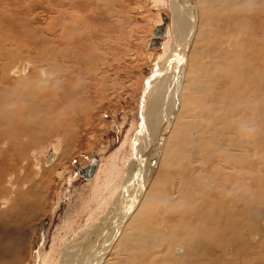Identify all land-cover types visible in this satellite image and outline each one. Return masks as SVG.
I'll return each instance as SVG.
<instances>
[{"label": "bare ground", "instance_id": "obj_1", "mask_svg": "<svg viewBox=\"0 0 264 264\" xmlns=\"http://www.w3.org/2000/svg\"><path fill=\"white\" fill-rule=\"evenodd\" d=\"M66 1H69L71 8L77 6L81 9L79 2L85 0ZM165 1L175 25L171 22L168 26L167 37L170 38L164 44L161 64L145 82L147 87L140 107L142 123L134 138L136 170L141 169V173L135 171L134 175L138 180L137 185L141 183L140 192H143L154 166H161L165 161L164 152H161L159 159L157 154L160 153V138L170 131V137L176 133L168 149L170 154H174L175 163L167 171L176 173L178 180L175 187L171 180L165 181L161 197L149 193L157 183L154 182L145 198L140 200L136 211L128 214L141 197L139 194L138 198L135 193L132 199L135 200L125 214L116 219L108 217L102 222L103 226L98 227L99 231H94L98 236L108 235L104 243L99 240L96 245L86 242L83 246H71L65 250L66 256L75 255L78 259L85 251L91 252L95 259L93 261L87 255L89 261L86 264L99 262L104 253L108 258L103 264H224L223 260L218 263L212 258L214 253L219 252L225 254L227 261L234 257L239 264H246L242 257L245 251L254 259L264 255L263 249L261 253L254 243L249 247L246 240V235L254 231L264 236V200L260 193L261 187L264 191V0H161ZM47 4L46 7L50 5ZM56 4L55 8L52 7L53 15L50 14L51 20L47 25L53 33L50 41H54L55 45L45 44L47 39L38 36L41 27L36 25L39 16L33 14L35 7L26 12L25 7L17 6L14 9L16 18H13L8 13L6 17L4 7L0 5L3 7H0V20H5L16 34H7L0 39V142L4 140L11 144L8 147L10 151L6 149L0 155V187L1 191L2 188L5 190L2 194L5 201L13 200L11 204L14 206L15 203H23L24 207L30 209V218L39 206L40 197L43 198L49 189L43 179L53 170L42 169L38 175L25 164V169L29 168L30 171L22 174L18 166L22 159L20 151L11 148L24 147L23 144L34 138L38 140L44 131L55 134V137L58 135L61 141L68 144L72 132L70 125L76 115L81 116L79 114L83 110L92 106L93 93L95 97L96 94L103 95L105 89V81L98 74L95 75V70L88 69L93 59L90 61L83 55L86 48L80 44L79 48L82 49L79 51L77 48L74 57L68 49L65 51L61 48L63 44L71 50L72 41L78 46V42L83 43V36L78 38L79 35L70 34V38L67 35V30L70 32L76 28L77 20L72 19V11L68 14L64 7L58 9ZM187 25L188 32L185 33ZM236 36H240V40ZM196 37L198 43L191 48ZM228 42L231 44L227 45ZM43 45H50L47 56L51 54L60 62L64 59L75 65L71 63L66 68H58L60 64L54 65V60L48 69L36 71L38 67L35 68L33 59L24 54L35 53ZM22 51L25 53L22 54ZM165 59H168L167 64L163 63ZM3 60L11 61L10 66L2 63ZM18 60L24 61L21 69L16 66ZM40 61L43 60L40 58ZM26 68L29 70L26 71ZM89 72H93L94 76ZM86 79L93 82L86 83ZM183 83H187L188 95H197L184 104L179 122L173 117ZM86 92L91 95H85ZM168 121L171 122V130ZM61 127L65 133L60 135ZM35 131L40 134L35 135ZM147 134L152 135L154 141L150 150L151 160L144 168L139 161L147 151ZM53 155L50 154L48 160ZM95 175V178L92 176L94 179L97 177ZM134 175L133 185L136 183ZM3 181L8 188L3 187ZM19 182H25L28 186L19 187ZM248 186L252 188V194ZM21 189H26L28 193ZM15 190L17 193L13 198L9 192ZM132 190L133 187L123 199ZM146 205L151 209L144 215L142 208H146ZM155 211H162L160 222L155 218ZM6 213L4 211L3 215ZM70 218L66 226L72 228L75 217L72 215ZM15 226H11L12 229ZM9 227L6 224L0 226V238L6 237ZM262 237L260 240L264 241ZM19 245L16 242L2 245L0 264H13L11 260L18 262ZM178 245L183 247V253L182 249H175ZM97 247H101L99 255L95 252ZM229 248H234V252L228 251ZM70 257L60 264H67ZM69 264H72L71 261Z\"/></svg>", "mask_w": 264, "mask_h": 264}, {"label": "rangeland", "instance_id": "obj_2", "mask_svg": "<svg viewBox=\"0 0 264 264\" xmlns=\"http://www.w3.org/2000/svg\"><path fill=\"white\" fill-rule=\"evenodd\" d=\"M0 1H2L0 5H2L5 9L6 17L8 13L13 18H16L14 9L18 7H25L26 12L28 11L27 9L35 7L33 14L36 13L39 16V18L36 16L38 18L36 25L41 27V34L38 32V36L41 38L44 36L43 39L46 38L48 41L45 44L48 43L50 45H55V43H53L54 41H50L53 38V33L49 31L47 25L50 23V17L53 15L52 11H54L53 8H55V4L58 3L56 4L58 5V9L61 7V9H63L64 7L65 12L67 11L68 14H70L69 12L72 11V19L75 18V21L77 20L76 22L78 25H75L76 28L73 31L69 32V30H67V35H69L70 38L74 34L77 36L79 35L78 38L80 35H82L83 43L78 42L79 45L77 46V43L72 41V51L70 50V47L66 48L63 44V46L61 45V48L63 47V50L65 51L69 50L70 55L74 57L77 55L76 50L81 44L83 48L87 49L83 52L85 58H90V61L93 59V61L97 63L96 64L95 62L91 61L93 64H91L88 69H92L91 71L95 70V75L98 74V76L101 77L103 81H105L103 95L96 94L97 96L95 97V93H93L91 96V101L93 102L92 106L90 105L87 110H83V112L79 114L81 116L76 115L75 121L70 125L72 132L69 136L70 138L68 137V144H66L64 141H61V138H59L58 135L55 137V134H47L44 131L38 140H35L34 138L29 143L24 141V143L26 142V146L23 144L24 147L11 148V150L15 149L16 152L20 151V159H22L18 166L19 171L21 170V173L23 172L22 174H24L26 171H30L31 169L34 173L38 172V175L42 169L53 170L51 175L49 173L51 178L49 176H45V180L43 179L44 182L46 181L45 183L47 185V189H49L45 192L46 195L44 194L43 198L40 197V203L37 207L38 209H34L35 213L33 212V217L30 218V209L28 207H24L23 203H15V206H17L15 207L13 204H11L13 200H10L9 202L5 201L2 197V194L5 193V190L2 188L1 191L0 187V226L2 225L3 227L5 224L6 226H10V230H8L6 237L0 238V242H2L0 243V247L7 243L16 242L17 244H20L19 260L18 262L11 260L13 264H60L71 256H66L65 252V250L71 246H77L80 244L83 246L86 242L90 244L94 243V245H96L99 240L103 241L104 243V240L108 237V235H95V233L99 231L98 227L103 226L102 222H104L105 219L110 216L115 217L114 219H116L117 217L125 214L128 206H131L132 201L135 200H132L135 197V193L136 196L138 195V198L139 194L141 197L133 209L127 212L128 214L129 212L130 214H133L136 211L140 200L145 198L148 190H150L154 182L157 183L155 186H152V189L149 193H156L158 197H161L162 193H164V183L168 179L172 181V184L175 187V181L178 180V176L171 170L167 171V169L175 163L174 154H170L168 149L172 146L176 133L170 137L172 133L170 131H167L164 137L161 136L162 139L160 138L159 142L160 153L157 154L158 159L161 156V152H164L165 161L161 163V166L159 164L154 166L151 175L148 177L147 186H144L143 192H140L141 183L137 185L138 180L134 175L135 171L138 174L141 173V169L136 170V139L134 138L139 133L142 123L140 107L141 101L143 99V89L146 80L154 74L157 65L159 63L161 64L162 62L165 49L164 44L167 42L166 40L168 38V26H170L169 24L171 22L175 25V22L173 17L171 18L172 15L167 1L164 3L161 2V0H87L88 2L83 0L85 3L82 1L79 2L81 9H79L77 6L71 8V6L68 4L69 1L67 2L66 0H44L45 3L43 0ZM4 2L7 3L8 6ZM39 3L40 5L38 6ZM46 4L49 6L46 7ZM92 4L93 6H91ZM7 7L8 10L6 9ZM197 9L199 10L198 6ZM72 13L74 14L72 15ZM162 16H165L168 19L165 27L166 35L160 38L161 41L158 46L148 49V45L153 39V30L156 26L162 24ZM199 20H197V26H199ZM0 22V39L7 34L12 36L16 35L14 30L9 27V24L5 20H0ZM96 24L97 26L94 27ZM75 30L76 32H74ZM79 32L83 33L79 34ZM187 32L188 25L185 29V33ZM87 36H89V38ZM236 37L238 40H240V36ZM86 43L88 45H86ZM197 43L198 39L196 37L191 48L196 46ZM230 44L231 42H228L227 45ZM50 45L39 46L38 48L40 50L38 49L35 53L31 54H26L25 51H22V54L25 53L24 56L30 55V58L35 60H32V62L35 63V68L38 67V70L36 69L38 72L42 69H48L54 60V65L56 63L60 64L58 65V68H63L64 66V68H66L72 63H69L64 59L60 62V60H58L56 57H51V54L47 56L46 52L48 53ZM74 45L76 46V49ZM80 49L82 48H79V51H81ZM93 54H95V56ZM38 56L43 61H40ZM10 62L11 61L7 62L6 60H3L2 63H7L9 67ZM17 62L16 66H19L18 69L24 67V61L18 60ZM167 62L168 59H165L163 63L167 64ZM62 63L63 66H61ZM95 66L98 70L95 68ZM82 67L85 68L84 65H82ZM28 70L29 69L26 68V71ZM89 74H93L94 76L93 72H89ZM23 75L25 76L26 74ZM24 76L22 78H24ZM84 82L89 83L93 82V80L86 79ZM180 86L181 88L176 105V112L174 113L173 117L174 120L178 119L179 122H181L179 117L184 111V104L188 102L189 98L195 97L197 95L196 93L193 95H188L190 92L188 90L187 83H183ZM85 95L91 94L86 92ZM171 119L172 118L169 120ZM167 125L171 130V122H169ZM62 127H64V125ZM62 127L59 129L60 135L65 133L62 131L64 130ZM167 128L166 130H168ZM34 134L36 135L40 133L35 131ZM152 141H154L152 135L147 134V151L145 156H143L139 161V163L142 164V167L144 168L147 167L146 164H149L151 160L150 150L153 147ZM10 145L11 144L4 142V140L0 142V155L6 149L10 151L8 149ZM50 154H54V157L51 160H48V156ZM148 155H150L149 158ZM92 159H97L98 161L96 168L98 174L95 171V174L97 175L96 179H94L95 177L93 176L94 178L92 177L89 180H85L79 176L76 165H78L80 168H85L90 162H92ZM23 160L24 162L22 167ZM152 163L153 161L151 162L150 170L152 168ZM25 164L29 166L30 170L29 168L25 169ZM107 170H109V172H107ZM133 175L134 179L136 180L134 185ZM49 183H51V185ZM4 185L5 182L3 181V187L5 189L8 188V186ZM22 185L28 186L25 182H19L18 186L21 187ZM132 187V193L127 198L123 199L127 192L131 191ZM248 188L249 193L252 194V188L250 186H248ZM21 190L28 193L26 189ZM9 193H11L9 195H12L14 198L16 196L17 190H15V192L13 191ZM31 193L32 191L29 192V197L33 196ZM260 193L262 194V200H264V191H262V187L260 189ZM173 197H175V194H173ZM145 207L146 208H142V214L144 215L148 214L151 209H149L147 205ZM4 211H7L5 215H3ZM137 214L139 213L137 212ZM72 215L75 217V223L73 224L72 228H69L66 226V224L68 223V220L71 219L70 217ZM154 215L158 222L162 220V211H155ZM15 216H17V218H14ZM25 219H27L26 222ZM1 220L3 221L1 222ZM19 225L21 227H19ZM11 226H15L13 228L16 230L15 232ZM154 230H156V228ZM248 235L251 236L248 237ZM261 237L262 236L258 232L254 231L253 233L246 235V240L249 247L254 243L256 245V249H261L262 253V249L264 250V247L262 246L264 241L260 240ZM262 238L264 239V236ZM2 248L3 247H1V249ZM175 249H182L181 253H183V247L178 245ZM228 251L234 252V248H229ZM95 252L99 255L101 253V247H97ZM87 255H89V257L94 261L95 255L92 256L91 252L85 251L84 254H81L82 257H79L78 259L75 255L70 257L67 260V264H69L70 261L72 264H79L80 261V264H86V261H89V257H87ZM224 255V253L216 252L212 258L218 263L223 260L224 264H239L238 260H236L234 257L227 261V258H224ZM242 257L243 261H246V264H264V255L260 256L258 259H254V257H251L247 251H245ZM101 258L99 262L95 261V264H103V261L108 257L106 253H104L101 254ZM9 260L10 258L7 260V262Z\"/></svg>", "mask_w": 264, "mask_h": 264}, {"label": "water", "instance_id": "obj_3", "mask_svg": "<svg viewBox=\"0 0 264 264\" xmlns=\"http://www.w3.org/2000/svg\"><path fill=\"white\" fill-rule=\"evenodd\" d=\"M167 22H168L167 17L162 16V24L159 26H156L155 29L153 30V32H152L153 33V39L150 41V43L148 45V49H152V48L159 45L160 38L165 36L164 29H165ZM146 87H147V85L145 83L143 93H144ZM97 164H98L97 159H92V162H90L85 168H80L76 165V169L79 173V176L85 180L91 179L92 176L94 175Z\"/></svg>", "mask_w": 264, "mask_h": 264}, {"label": "flooded vegetation", "instance_id": "obj_4", "mask_svg": "<svg viewBox=\"0 0 264 264\" xmlns=\"http://www.w3.org/2000/svg\"><path fill=\"white\" fill-rule=\"evenodd\" d=\"M161 41V40H160Z\"/></svg>", "mask_w": 264, "mask_h": 264}]
</instances>
